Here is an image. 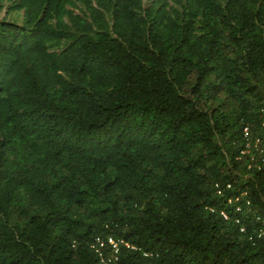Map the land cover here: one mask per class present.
<instances>
[{
	"label": "trees",
	"instance_id": "1",
	"mask_svg": "<svg viewBox=\"0 0 264 264\" xmlns=\"http://www.w3.org/2000/svg\"><path fill=\"white\" fill-rule=\"evenodd\" d=\"M0 264H264V0H0Z\"/></svg>",
	"mask_w": 264,
	"mask_h": 264
},
{
	"label": "built area",
	"instance_id": "2",
	"mask_svg": "<svg viewBox=\"0 0 264 264\" xmlns=\"http://www.w3.org/2000/svg\"><path fill=\"white\" fill-rule=\"evenodd\" d=\"M244 136L247 137V138L249 137L248 132H247L246 129L244 130ZM108 243L111 245L112 250L116 253V252H117V246H116V244L113 242V240L109 239V240H108ZM102 248H103V244H102V243H99V242H98V244H97L96 247H93V249H95V252H96V253H100V256H101V253H102V252H101Z\"/></svg>",
	"mask_w": 264,
	"mask_h": 264
}]
</instances>
